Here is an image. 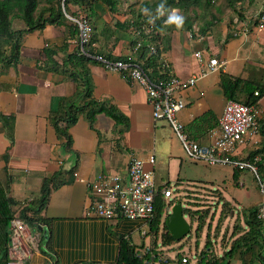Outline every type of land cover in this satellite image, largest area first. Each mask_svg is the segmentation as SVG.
I'll list each match as a JSON object with an SVG mask.
<instances>
[{
  "label": "crops",
  "instance_id": "crops-1",
  "mask_svg": "<svg viewBox=\"0 0 264 264\" xmlns=\"http://www.w3.org/2000/svg\"><path fill=\"white\" fill-rule=\"evenodd\" d=\"M238 4L242 7L241 16L238 14L241 8H230L225 17L212 15L210 22L203 23L182 14L184 23L180 27L168 23L169 13L176 10L169 11L167 16L163 14V23L152 34L159 36L161 61L182 80L200 74L196 52L202 53L204 61L214 57L224 63L218 71L207 73L178 93L185 104L178 117L188 137L200 145L211 144L228 101L223 78L227 82L238 79L241 83L234 97L254 108L257 132L245 136L233 155L247 159L261 149L260 163L264 166V24L256 25L264 4L263 0ZM73 9L70 5L69 12ZM143 9L142 0H117L113 11L102 0L93 1L91 9L85 7L84 14L91 24L93 53L138 61L134 44L142 41L141 36H152L151 31L142 33L136 27L146 15ZM18 29H24L23 25ZM73 31V26L64 21L62 25H45L26 33L20 40L19 62L15 66H0V116L12 118V140L0 119V180L16 202L13 211L18 209L20 213L27 201H35L43 180L60 172L58 185L40 213L45 223L37 230L29 228L33 243L29 255L17 264H114L120 238L147 248L149 227L145 222L120 217L102 220L88 212L93 197L87 184L97 174H118L125 178L131 156L143 161L154 157L156 189L169 186L171 180L182 184L187 169L194 167V174L188 175L194 177L191 181L208 183L227 201L223 196L225 190L232 199L227 202L242 208L259 206L260 193L251 173L186 159L170 128L153 121L143 89L95 61L87 64L92 98L112 105L126 123L115 124L110 117L99 114L90 125L80 114L68 128L70 142L59 137L49 117L59 112L62 103L74 98L78 90L74 78L68 76L73 68L62 66L76 49ZM43 48L55 51L53 59L60 65L58 71L43 67ZM199 164L210 169L209 179L201 174ZM260 177L264 179V174ZM165 178L167 181L162 182ZM254 191L258 197L251 201ZM247 202L249 205H245Z\"/></svg>",
  "mask_w": 264,
  "mask_h": 264
},
{
  "label": "trees",
  "instance_id": "trees-1",
  "mask_svg": "<svg viewBox=\"0 0 264 264\" xmlns=\"http://www.w3.org/2000/svg\"><path fill=\"white\" fill-rule=\"evenodd\" d=\"M95 0H67L66 7L70 9V5L83 4L88 9H91L92 3ZM108 5L111 11L114 10L117 0H102ZM214 0H163L167 12L172 10H178L183 14H187L190 8H200L202 12L206 14L209 8L212 6ZM245 0H228L229 6L235 10V3L243 2ZM61 0H44L47 5L42 11L37 12L40 0H0V66L16 65L19 62L20 56V40L26 33L33 32L37 29L43 28L45 25H62L65 17L62 13ZM162 0H142L143 8L147 7L151 9L150 13H147L142 18V21L137 25L138 30H144L151 28L150 34L161 25L163 22V15H157V8ZM202 7V8H201ZM77 8L73 9L74 14L82 11H77ZM237 11V10H236ZM239 16H241V12ZM196 14V13H195ZM154 17L150 19L149 17ZM18 19L24 29H18L13 27V20ZM146 24V25H144ZM153 27V29H152ZM74 28V27H73ZM140 30V31H141ZM73 34H76L74 28ZM142 47L138 49L134 55L139 62L143 63V67L150 74L151 77H156L159 73V60L155 56L146 55L147 45H154L158 54L160 53L157 45L159 36H141ZM42 61L43 67L47 70L58 71L60 65L53 59L55 51L52 48H43ZM124 60V58H116ZM92 60L86 59L83 56L78 55L76 52L67 57L63 61L62 66H70L73 68V72H69V77L74 78L77 83L78 90L75 93V97L62 103V107L59 112L52 114L49 119L53 125L56 133L59 137L64 138L66 143L70 142V135L68 128L75 124L80 114H82L90 125L94 123L99 114H104L114 120L115 124L126 123V119L121 115L112 105L106 102H99L92 98V85L88 78L87 64ZM224 93L228 100L237 101L234 97L240 80L228 81L226 77L223 78ZM259 94V92H258ZM81 97V98H79ZM239 102V101H237ZM250 105L248 103H245ZM4 128L6 129V135L12 140V118L0 116ZM261 149H257L246 160H252L255 156L260 155ZM258 162V171L260 175L264 174V166ZM60 176V172L55 175L45 178L41 187L40 195L35 201H27L25 206L21 209L19 216H16L12 207L16 205V202L8 196L4 185L0 180V264H10L9 261V248L11 238L10 222L14 218H19L23 222L27 223L31 230L39 229L42 224L45 223V219L40 216V213L45 208L49 194L52 189L56 188L58 182L56 180ZM169 188L168 184L158 188L153 200L154 210L152 218L148 221L149 236L153 239L149 247L145 248L143 244H132L129 239L120 238L117 247V256L114 264H164L161 258V251L158 249V236L161 233V244L170 245L177 242L169 233L166 222L163 221V216L169 211V207L173 204L171 202L166 203L162 194L163 189ZM184 210V215H186ZM259 207H251L247 210L244 217L245 227L239 231V236L232 241L228 250L218 258H210L207 253L211 247L210 241L205 243L206 251H201L199 254V260L196 264H231L234 260L236 253L239 252V257L243 254L242 259L245 260L248 255L252 256V260L248 261L249 264H256V260L264 264V220L258 217ZM169 214L166 215L165 220ZM128 220V219H126ZM195 221V220H193ZM46 225V224H45ZM162 226V231H161ZM199 228H197L198 230ZM242 250V252H241ZM178 262L182 263V259L178 256ZM188 262V260H186Z\"/></svg>",
  "mask_w": 264,
  "mask_h": 264
},
{
  "label": "built area",
  "instance_id": "built-area-1",
  "mask_svg": "<svg viewBox=\"0 0 264 264\" xmlns=\"http://www.w3.org/2000/svg\"><path fill=\"white\" fill-rule=\"evenodd\" d=\"M66 2L67 0H61L60 6L66 21L76 29L75 52L86 59L99 63L108 71L121 74L126 82L142 88L151 107L153 121L163 122L170 128L179 141L186 159L209 166H230L251 173L255 177L261 195L258 217L264 220V179L260 177L257 166L260 156L246 160L235 158L233 155L235 147L244 141L245 136L257 132L254 108L241 102L226 101L217 127L213 132L214 139L211 144L206 146L200 145L188 137L185 127L178 117L185 107L178 95L180 90L193 86L199 78L207 73L218 71L224 63L218 62L214 57L204 61L202 53L196 52L194 57L201 65L200 74L182 80L174 76L170 68L161 61L157 48L148 44L146 55L157 57L160 70L156 77H151L143 67V63L136 59L125 61L94 54L91 49L89 19L80 12L76 14L69 12ZM263 24L264 12L256 20V25L259 27ZM150 31L151 28H147L144 33L148 34ZM141 47L142 43L139 40L134 44L133 50L136 52ZM154 163L153 156H149L146 161L131 156L125 178L118 174H97L94 180L87 184L93 197L88 212L102 220L110 221L120 217L128 220H141L148 224L152 218L153 200L157 191L152 170ZM75 177L76 181H80L78 176ZM162 194L164 198H170L172 193L169 188H165ZM10 227L9 263L17 264L29 255L33 236L27 225L19 218L12 219ZM186 260L183 258L182 263L186 264Z\"/></svg>",
  "mask_w": 264,
  "mask_h": 264
},
{
  "label": "rangeland",
  "instance_id": "rangeland-1",
  "mask_svg": "<svg viewBox=\"0 0 264 264\" xmlns=\"http://www.w3.org/2000/svg\"><path fill=\"white\" fill-rule=\"evenodd\" d=\"M46 6L47 5L44 3V0H40L35 15L37 16L38 12L42 11ZM72 8H77V11L79 10L84 12L85 5H71V9ZM230 8L231 7L228 4V0H214L207 14L202 12V9L194 7L190 8L187 12V18H192L194 21H200L203 23L207 21L210 22L209 20L212 15L219 18L225 17L226 13L229 14L231 12ZM235 8H241L240 10L242 11L241 4L237 5L235 3ZM178 12L183 14L180 11ZM192 12H195L196 14L192 16ZM21 25L22 23L18 19L13 20L14 28H19ZM193 168L194 167L187 169V176H184L181 180L185 184L182 182V184L178 185L176 184L177 180H171L169 182V189L172 194L170 198H165V202H171L173 203L172 205L176 204L177 202L181 203L182 213L185 217V220L190 225V231L188 236L182 240L164 246L161 244V233L159 234L157 244L158 249L161 251L162 261L165 262L164 264H181L178 262V256L181 258H186L188 260L186 264H196V261L199 260V254L201 251H206L204 246L207 241V237L211 245L207 253L212 259L218 258L222 256L226 250H228L232 241L238 238L240 235L239 231L245 227L244 217L249 208L245 209L236 203L227 202L232 201V199L230 194H228L225 190H223V196L227 199V201L223 199L219 191L213 190V187H211L208 183L201 184L198 183L199 180H194L196 182L191 181L190 179H194V177H189L188 175L191 176L194 174ZM198 169L201 170V174H203V176L206 174V178H210L209 175H211V171L208 167H203L199 164ZM222 178L225 177L222 176ZM199 179L204 178L201 177ZM166 181V178L162 180V182ZM257 197L258 194L254 191L251 201L253 199L256 200ZM248 203L249 202H247L245 205H249ZM184 210H187L186 215H184ZM14 213L17 216L19 213L18 209H15ZM167 214L169 213L167 212L164 214L162 219L163 221H165ZM25 224L29 228L28 224ZM197 228L199 229L197 230ZM146 234H148V231ZM152 240L153 239L151 237L147 236L145 245L149 247L152 243ZM239 252L240 250L236 253L234 260L231 261V264H249L248 261L252 260V256L248 255L246 259L243 260V254H241L239 257ZM255 263L261 264L258 260H256ZM156 264L159 263L157 262Z\"/></svg>",
  "mask_w": 264,
  "mask_h": 264
},
{
  "label": "water",
  "instance_id": "water-1",
  "mask_svg": "<svg viewBox=\"0 0 264 264\" xmlns=\"http://www.w3.org/2000/svg\"><path fill=\"white\" fill-rule=\"evenodd\" d=\"M169 216L165 220L167 228L171 236L176 240L180 241L188 236L190 231V225L185 220L182 213V205L177 202L169 207Z\"/></svg>",
  "mask_w": 264,
  "mask_h": 264
},
{
  "label": "clouds",
  "instance_id": "clouds-1",
  "mask_svg": "<svg viewBox=\"0 0 264 264\" xmlns=\"http://www.w3.org/2000/svg\"><path fill=\"white\" fill-rule=\"evenodd\" d=\"M167 11V8L165 7V3L162 2L159 4L158 8H157V15H163L165 12ZM144 13H150L151 9L145 7L143 9ZM150 19L154 18V17H149ZM168 23H175L177 27H180L183 25L184 23V16L182 14H180L178 11H173L170 12L168 15Z\"/></svg>",
  "mask_w": 264,
  "mask_h": 264
}]
</instances>
